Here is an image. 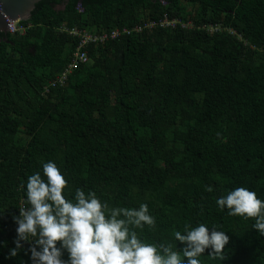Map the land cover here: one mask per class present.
I'll use <instances>...</instances> for the list:
<instances>
[{"label":"trees","instance_id":"obj_1","mask_svg":"<svg viewBox=\"0 0 264 264\" xmlns=\"http://www.w3.org/2000/svg\"><path fill=\"white\" fill-rule=\"evenodd\" d=\"M19 24L0 34V264H32L10 257L12 217L49 161L73 202L80 188L110 208L146 204L145 243L182 250L174 231L202 223L229 243L200 264H264L255 219L216 205L239 187L264 201V0H41ZM62 26L129 33L87 44L88 61L44 94L80 42Z\"/></svg>","mask_w":264,"mask_h":264},{"label":"clouds","instance_id":"obj_2","mask_svg":"<svg viewBox=\"0 0 264 264\" xmlns=\"http://www.w3.org/2000/svg\"><path fill=\"white\" fill-rule=\"evenodd\" d=\"M26 17L27 13L16 18L9 28ZM67 186L52 161L43 164V177L40 172L28 177L23 202L27 206L12 217L17 235L10 257L23 250L25 255L31 253L32 264H200L198 257L210 250L209 256L227 259L224 250L229 237L216 227L210 232L202 223L195 228L185 224L183 234L174 231L175 240L184 247L174 251L171 244L143 242L134 230L145 225L155 227L146 204L110 208L95 192L85 193L80 188L73 202L64 195ZM216 205L221 211L226 208L230 216L254 218L253 229L264 236V201L255 192L239 187L218 198ZM22 242L29 244L28 249ZM65 252L67 260L63 258Z\"/></svg>","mask_w":264,"mask_h":264},{"label":"built area","instance_id":"obj_3","mask_svg":"<svg viewBox=\"0 0 264 264\" xmlns=\"http://www.w3.org/2000/svg\"><path fill=\"white\" fill-rule=\"evenodd\" d=\"M162 2V1H161ZM79 12L82 11V8H77ZM19 22L12 25L11 29L8 26V33L9 34H23L25 31V27ZM159 26L161 27H169L174 26V21H169L166 17H164L161 21L158 22ZM154 24L150 23L146 25V27H152ZM63 29L61 31H65L69 35L73 37L79 38L80 42L78 47L76 48V51L73 53L71 62L66 70H64L62 73H60L57 77H55L53 80H51L46 86L43 88V93L47 94L50 90V88H57V87H63L67 82V75L75 68L78 64H84L88 61V57L85 51H81V49H84V47L89 43H104L107 40H113L116 39L121 33L122 34H128L129 31L127 29H122L121 31L114 29L111 32L107 33L105 31L100 32H89L86 30H79L76 27L71 29H66L65 26H62ZM135 31H139L140 29H134Z\"/></svg>","mask_w":264,"mask_h":264},{"label":"water","instance_id":"obj_4","mask_svg":"<svg viewBox=\"0 0 264 264\" xmlns=\"http://www.w3.org/2000/svg\"><path fill=\"white\" fill-rule=\"evenodd\" d=\"M39 1L41 0H0V34L6 35L12 21H16L18 17H25L26 13L28 20ZM77 8L81 6L78 5Z\"/></svg>","mask_w":264,"mask_h":264}]
</instances>
